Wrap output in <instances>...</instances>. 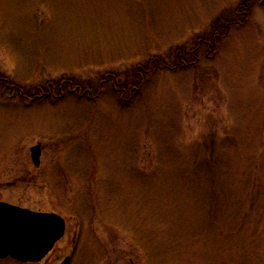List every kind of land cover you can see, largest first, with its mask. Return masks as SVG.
<instances>
[{"label": "rangeland", "instance_id": "obj_1", "mask_svg": "<svg viewBox=\"0 0 264 264\" xmlns=\"http://www.w3.org/2000/svg\"><path fill=\"white\" fill-rule=\"evenodd\" d=\"M239 2L0 0V75L32 96L62 79L93 96L0 87V200L67 222L42 261L0 264H264L260 0L217 50L134 89L140 66L212 39Z\"/></svg>", "mask_w": 264, "mask_h": 264}, {"label": "water", "instance_id": "obj_2", "mask_svg": "<svg viewBox=\"0 0 264 264\" xmlns=\"http://www.w3.org/2000/svg\"><path fill=\"white\" fill-rule=\"evenodd\" d=\"M264 7V0L260 1ZM35 165H40L41 144L31 147ZM66 220L55 212L36 211L0 201V258L40 262L64 236ZM67 257L61 264H69Z\"/></svg>", "mask_w": 264, "mask_h": 264}, {"label": "trees", "instance_id": "obj_3", "mask_svg": "<svg viewBox=\"0 0 264 264\" xmlns=\"http://www.w3.org/2000/svg\"><path fill=\"white\" fill-rule=\"evenodd\" d=\"M252 0H248V4L251 3ZM244 7V3L241 2L238 6V11L241 13V19H240V25H244L246 22H247V19H248V15L247 14H244V11L245 9H243ZM226 21L229 23V25H235V24H238V22L236 23L234 20L235 18L234 17H231V18H223V17H218L215 21H213L212 25H211V29L214 33V36L212 37V39H210V41L212 43H215L212 45V48H214V51L217 50V46L219 44V41L226 38L229 34H230V30L228 29V26L226 24H222L223 21ZM215 31H218L219 34L216 35V32ZM199 44V42H198ZM197 44V45H198ZM211 48V49H212ZM210 49V50H211ZM180 51V50H179ZM178 51V54H180ZM179 58L183 57L182 56V53L178 56ZM191 59V58H190ZM189 59V60H190ZM192 61V60H191ZM189 61V62H191ZM174 64H170L168 63L162 56H159V57H156L154 58L148 66L144 67V68H141L140 66V71L139 74L140 76L142 77L141 79V82H140V86L138 87L141 88L142 85H143V80L145 79V77L150 74L152 71L154 70H160V69H166V70H169L171 67H173ZM107 78V77H106ZM109 80L111 82H113L114 80L113 79H110ZM108 80V81H109ZM107 81V82H108ZM118 85V84H117ZM78 85H74V83L72 81H69V80H65V79H62V80H59V82H50L47 84L46 86V91L48 89L52 90V92H55L56 95L58 96H64V90L66 88V90H69V91H72L73 89L72 88H76V92H79V93H83L84 91L82 90L83 88L80 86V89L77 88ZM102 86V85H101ZM115 86V84H114ZM0 87L9 91V92H13V93H16L18 94L20 97L24 98V99H28L29 101H33V100H36L38 98H35L36 94L33 95L34 99L31 100L30 99V96L27 91L25 90L24 87L20 86L19 84H16L15 82L13 83L11 81V79L9 77H6L5 75H0ZM119 87V86H118ZM117 86H115V88L119 91H124V90H121L120 88H118ZM102 89V88H101ZM136 89V88H134ZM39 92L37 91V94ZM121 98H123V96L121 95Z\"/></svg>", "mask_w": 264, "mask_h": 264}, {"label": "flooded vegetation", "instance_id": "obj_4", "mask_svg": "<svg viewBox=\"0 0 264 264\" xmlns=\"http://www.w3.org/2000/svg\"><path fill=\"white\" fill-rule=\"evenodd\" d=\"M248 0H241V2L244 3V7L243 9H245L244 11V14H247L248 15V12H249V9H250V4H248L247 2ZM240 2V3H241ZM253 2V0L251 1ZM235 15V22L238 24H235V25H229L228 22H226L225 20L222 22V24H226L228 26V29H232V27H235V26H239L240 25V19H241V13L237 10L236 13L234 14ZM248 20V19H247ZM216 32V35L219 34L218 31H215ZM215 44V43H212L209 39L207 38H200L199 40V44L196 45L191 51L187 52V54H182L183 57L179 58L178 56L182 53L181 51H179L180 54L176 53V56L174 57V60H173V67H171L169 70H176L178 69L179 67L181 68H188V67H191V66H194L195 64L198 63L199 61V57H198V52L199 51H202L204 48L206 49L207 53H208V49H211L212 48V45ZM218 48V46H217ZM191 58V59H190ZM190 59V60H189ZM192 60V61H191ZM191 61V62H189ZM110 76L113 77V75H108V79L110 78ZM77 88L80 89V86H77ZM73 92L76 91V88H72ZM38 94H36L35 98H44V97H53V98H63L64 96H58L56 95L55 92H52V90L48 89L47 91L42 89V88H38ZM125 92V90H124ZM90 94V90L89 89H86L84 91V94L83 95H89ZM30 99L33 100L34 97L31 95L30 96Z\"/></svg>", "mask_w": 264, "mask_h": 264}]
</instances>
